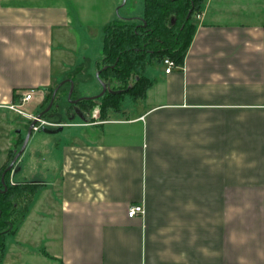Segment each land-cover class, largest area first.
Returning a JSON list of instances; mask_svg holds the SVG:
<instances>
[{
  "label": "crops",
  "instance_id": "0c3cea01",
  "mask_svg": "<svg viewBox=\"0 0 264 264\" xmlns=\"http://www.w3.org/2000/svg\"><path fill=\"white\" fill-rule=\"evenodd\" d=\"M139 12L128 0H0V168L30 122L12 137L5 114L34 120L68 80L76 94L103 28ZM195 24L182 66L146 67L144 98L103 118L60 99L37 121L9 181L41 188L1 264H264V0H204ZM70 43L85 60L67 63ZM132 206L143 215L128 218Z\"/></svg>",
  "mask_w": 264,
  "mask_h": 264
},
{
  "label": "trees",
  "instance_id": "16d2710c",
  "mask_svg": "<svg viewBox=\"0 0 264 264\" xmlns=\"http://www.w3.org/2000/svg\"><path fill=\"white\" fill-rule=\"evenodd\" d=\"M204 0H144L141 22L119 19L102 30V58L98 63L97 80L107 86L97 100L81 99L77 104L85 110L99 106L101 117L118 110L125 97L144 98L152 82L146 78L148 64L169 58L182 66L185 54L196 30L195 19L203 9ZM116 88H108L110 83ZM70 84L65 82V95ZM52 95V92H51ZM51 95L50 98L51 99ZM71 100H76L74 90ZM67 107H72L68 103ZM14 154L11 156L13 159ZM3 172V171H2ZM0 173V264L5 253V238L14 234L23 223L33 195L41 188L38 184L12 185L10 172L1 182Z\"/></svg>",
  "mask_w": 264,
  "mask_h": 264
},
{
  "label": "rangeland",
  "instance_id": "374dc122",
  "mask_svg": "<svg viewBox=\"0 0 264 264\" xmlns=\"http://www.w3.org/2000/svg\"><path fill=\"white\" fill-rule=\"evenodd\" d=\"M144 2H143V0H128V4H131V6L133 7V11H134V13H140L139 11H140V9L142 8V12H141V14L140 15H142V16H135L134 18L136 19V20H139V21H141L142 20V18H143V7H144V4H143ZM121 14L123 13V10H121V12H120ZM101 51H102V48H100V50H99V54H98V56H96V57H94V56H92V58H91V60H90V69H89V71H88V74H87V76L84 74V72L83 73H81V74H79V75H77V76H75V79H77V80H79V81H81V83H78V87H77V92H76V94L75 95H77L78 97H80V98H92V97H97L98 95H100L101 93H102V91H103V88H102V86H101V84H100V82L97 80V78H96V73H97V71L95 70L96 68H95V66H96V62H97V60L99 59V57L101 56ZM85 48L84 47H81V46H78V45H75L74 43H70L69 45H68V47H67V49H66V53H65V59L67 60V63H80L82 60H85ZM74 67V66H73ZM75 69V67L72 69V71ZM164 70V66L163 65H161V64H158L157 62H152V63H150V64H148V66H147V74H149L151 71H154V72H161V71H163ZM88 76H89V78H90V80L88 81L87 79H88ZM87 80V81H86ZM116 88L117 87V85L115 84V83H110V86L108 85V88ZM51 93V92H50ZM96 93V94H95ZM68 94V93H67ZM91 94H94V96H90V97H87V95H91ZM51 95V94H50ZM62 95V96H61ZM82 96V97H81ZM59 97H61V98H59ZM60 99H63L62 100V102H63V104L62 105H64V106H67L68 105V103H69V101H68V99H67V96L65 95V91H60L59 92V94H58V98L56 99V104H58L59 103V100ZM47 108V107H46ZM85 110V109H84ZM94 110H97V108H95V107H93V108H91V111H94ZM88 111H90V110H88ZM73 112H76V111H73ZM8 114V115H7ZM7 114H5V116L7 117V119L9 120V118H8V116H10L11 118H10V124L12 125L11 127H10V130H9V132H7V134L9 135H11L12 137L13 136H15V133L12 131L13 130V128H15L16 126H18L19 125V123H22V122H24V123H26V121H24V120H27V121H30L29 123H27V129H28V127H29V125H30V123H31V118L29 117H27L26 115V117H25V119H23L22 117H20V116H18V115H13L12 113H7ZM99 117H101V113H100V111H99ZM8 123H9V121H8ZM4 124H6L5 122H4ZM46 128L45 127H43L42 129H41V131H43V130H45ZM13 133H12V132ZM6 134V135H7ZM25 136H26V133H25V129H23V132H22V137H23V139L25 138ZM29 140V139H28ZM5 143V142H4ZM0 144L2 145L3 144V142H0ZM21 142H20V146H21ZM0 145V146H1ZM2 147V146H1ZM0 147V150H3L4 148H1ZM20 149H21V147L19 148V150H18V152L20 151ZM6 150V149H5ZM3 152V151H2ZM16 153V152H15ZM11 156H12V153L9 155V157H8V161H6L4 164H3V166L0 168V173L3 171H5V169L8 167V165L10 164V162L12 161L11 160ZM3 156H2V154L0 155V159L2 158ZM23 158H25V156L24 157H20V159L19 160H17V162L14 164V166H13V168H12V170H11V177L13 176L14 178H15V181H16V179H17V170H18V166H19V164H20V162L23 160ZM2 172V173H3ZM2 175V174H1ZM31 226V225H30ZM31 230L33 231V228L31 229L30 228V231H29V229L27 230V234H29L28 232H30L31 233Z\"/></svg>",
  "mask_w": 264,
  "mask_h": 264
},
{
  "label": "water",
  "instance_id": "95a60500",
  "mask_svg": "<svg viewBox=\"0 0 264 264\" xmlns=\"http://www.w3.org/2000/svg\"><path fill=\"white\" fill-rule=\"evenodd\" d=\"M96 78H98V72L96 73ZM99 82H100V81H99ZM68 83L70 84V86H69V91H68V94H67V99H68V101H69V103H70L71 105H75L76 103H78V102L80 101V99H77V100H71V99H70L71 94H72V91H73V88H74V84H73V82L70 81V80H68ZM62 84H64V82H61V83L59 84V86L56 87V88L53 90V93H52V96H51V99H50V102H49L47 108H46L42 113L38 114V115L36 116V118H34V120H32V122L30 123V125H29V127H28V129H27L26 136H25V138H24V141H23V144H22V146H21L20 151L14 156V158L12 159V161L10 162V164L8 165V167L5 169V171H4V172L2 173V175H1V182H2V183H3L4 175H5L7 172H10V171L12 170V168H13L14 164L16 163L17 159H18L19 156L23 153V151H24V149H25V147H26V144H27V142H28V139H29V137H30V135H31V133H32V130H33L35 124H36L37 121L43 116V114H45L46 112H48V111L51 109V107H52V105H53V102H54V99H55L56 92H57L58 88H59ZM100 84H101V86H102V88H103V91H102V93H101L100 95H98V96L95 97V98H99V97L102 96V95L105 93V91L107 90V86H106L105 84H103L102 82H100ZM89 99H92V98H89ZM59 119H60V115H59Z\"/></svg>",
  "mask_w": 264,
  "mask_h": 264
},
{
  "label": "built area",
  "instance_id": "2783aa9c",
  "mask_svg": "<svg viewBox=\"0 0 264 264\" xmlns=\"http://www.w3.org/2000/svg\"><path fill=\"white\" fill-rule=\"evenodd\" d=\"M196 19H199V15L196 16ZM161 65L164 66V70H163L164 74H170L172 72V70L179 68V66H176L175 63L172 60H170L169 58L163 59V61L161 62ZM31 95H32L31 93H28L25 96H23V98L21 100L22 104L25 102H28L31 99ZM10 109L14 110L18 114H21V115L23 114V112L21 110H19L17 107L11 106ZM94 116H95V113H94ZM143 213H144V210H143L142 206H132L127 210L128 218H134L138 215L142 216Z\"/></svg>",
  "mask_w": 264,
  "mask_h": 264
}]
</instances>
